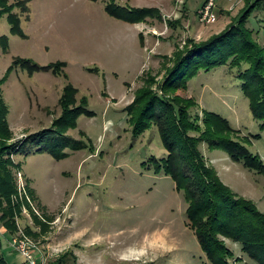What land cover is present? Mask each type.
Listing matches in <instances>:
<instances>
[{
    "label": "rangeland",
    "instance_id": "1",
    "mask_svg": "<svg viewBox=\"0 0 264 264\" xmlns=\"http://www.w3.org/2000/svg\"><path fill=\"white\" fill-rule=\"evenodd\" d=\"M206 1L9 0L19 32H12L8 14L0 17V40L8 44L7 50L0 44V79L19 59L39 66L64 64L57 74L34 75L14 66L2 86L14 138L22 141L52 128L68 85L77 90L78 104L93 112L78 118L55 154L38 153L40 147L33 146L12 156L20 164L13 170L17 198L26 203L17 218L18 233L0 231L10 263L26 264L11 245L13 238L24 236L38 245L45 264L67 254L66 264H212L189 225L183 194L163 171L148 168L151 157L167 155L158 130L135 138L126 111L149 73L163 80L178 47L222 32L248 2L217 0L218 21L206 24L198 15ZM108 7L123 18L112 16ZM143 14L144 22H128ZM251 21L264 44V15L256 13ZM179 94L198 103L193 113L227 118L264 160V129L244 95L238 70L221 66L202 72ZM21 129H27L26 135ZM201 149L222 181L264 213V174L207 144ZM62 154L66 157L59 158ZM33 212L52 221L38 239L26 232L28 227L41 231ZM226 244L234 253L231 264H258L240 244Z\"/></svg>",
    "mask_w": 264,
    "mask_h": 264
},
{
    "label": "trees",
    "instance_id": "2",
    "mask_svg": "<svg viewBox=\"0 0 264 264\" xmlns=\"http://www.w3.org/2000/svg\"><path fill=\"white\" fill-rule=\"evenodd\" d=\"M14 8L15 5H10L9 0H0V17L8 14L12 32L17 33L19 20L13 13ZM107 11L114 17L123 18L120 13L115 14L111 7ZM256 13L264 15V0H248L242 12L222 32L202 41L188 39L183 48L178 47L174 57L168 60L163 80L159 81L156 75L149 73L143 86L136 91L133 102L126 108L135 138L148 130H158L167 155L151 157L148 168L163 171L173 179L176 189L183 194L188 205L189 225L212 264H231L234 253L226 240L240 244L245 255L258 264H264V213L253 201L238 197L222 181L217 171L208 164L201 146L207 144L213 150H222L234 162L261 174H264V160L250 150L247 142L251 140L241 138L227 118L208 111H204L202 116L193 113L198 103L179 93H186L189 82L202 72L221 66L236 69L253 115L264 129V44L260 41L259 32L252 26L251 20ZM146 17L143 14L128 19V22L138 24L144 22ZM171 25L177 24L171 22ZM0 44L7 50L8 44L4 38ZM20 65L34 75L38 72L57 74L64 64L39 66L19 59L0 79V222L12 235L19 231L17 218L22 216L26 203L17 198L13 170L20 164L12 156L25 153L33 146L40 147L38 153L55 154V146L62 138L65 140L70 128L76 127L78 118L83 114H93L84 103L78 104L77 90L68 85L59 102L62 114L54 121L52 128L14 142L2 86L14 66ZM65 157L66 154L59 156ZM30 194L36 200L32 191ZM33 215L41 231L38 233L28 227L26 232L38 239L40 234L48 232L52 221H43L34 212ZM3 246L0 237V264H12L2 252ZM67 256L50 264H66Z\"/></svg>",
    "mask_w": 264,
    "mask_h": 264
},
{
    "label": "built area",
    "instance_id": "3",
    "mask_svg": "<svg viewBox=\"0 0 264 264\" xmlns=\"http://www.w3.org/2000/svg\"><path fill=\"white\" fill-rule=\"evenodd\" d=\"M216 7L217 0H207L200 11V21L206 24L216 23L218 21L217 14L215 12ZM21 185H23L22 182ZM23 187L26 189V186L23 185ZM11 245L16 253L23 256L26 264H45L42 262L41 257L38 256V245L32 240H29L24 236H18L13 238Z\"/></svg>",
    "mask_w": 264,
    "mask_h": 264
},
{
    "label": "crops",
    "instance_id": "4",
    "mask_svg": "<svg viewBox=\"0 0 264 264\" xmlns=\"http://www.w3.org/2000/svg\"><path fill=\"white\" fill-rule=\"evenodd\" d=\"M204 4H205V2L202 4L201 8L198 10V11H199V12H198V15L200 14V11H201V9L203 8ZM26 130H27V129H21L22 132H21V133L19 132V133H20V134H25V133H26ZM12 131H13V133H14V137L17 136V132L14 130L13 127H12ZM25 135H26V134H25ZM13 141L16 142V141H17V138H14ZM0 228H1V225H0ZM3 229H4V230H3ZM3 229L1 228L0 231H1V232H6V231H5V228H3ZM0 237L2 238L1 233H0ZM2 241H3V244H4V243H5L4 238H2ZM23 259H24V258H23Z\"/></svg>",
    "mask_w": 264,
    "mask_h": 264
}]
</instances>
